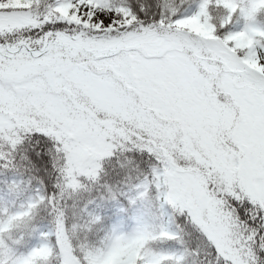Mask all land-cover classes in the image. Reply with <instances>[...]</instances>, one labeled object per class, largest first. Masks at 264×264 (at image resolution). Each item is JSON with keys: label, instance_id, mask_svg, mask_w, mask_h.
<instances>
[{"label": "snow or ice", "instance_id": "obj_1", "mask_svg": "<svg viewBox=\"0 0 264 264\" xmlns=\"http://www.w3.org/2000/svg\"><path fill=\"white\" fill-rule=\"evenodd\" d=\"M0 264H264V0H0Z\"/></svg>", "mask_w": 264, "mask_h": 264}]
</instances>
